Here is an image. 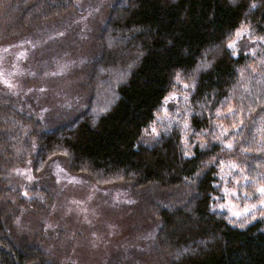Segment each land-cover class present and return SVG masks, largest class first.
Instances as JSON below:
<instances>
[{
	"label": "trees",
	"instance_id": "1",
	"mask_svg": "<svg viewBox=\"0 0 264 264\" xmlns=\"http://www.w3.org/2000/svg\"><path fill=\"white\" fill-rule=\"evenodd\" d=\"M84 1L0 0V41L24 44L9 61L11 84L0 77V264H82L48 221L55 196L45 170L60 149L73 173L99 174L136 192L140 220L156 227L123 249L134 256L109 264H264V221L235 226L213 210L220 184L213 160L222 158L224 144L247 150L245 165L264 175V0H113L86 42L77 40L88 28L81 20L97 14ZM78 12L81 19L72 20ZM245 25L252 51L237 53L229 45ZM31 33L33 43L23 41ZM105 34L125 48L108 51ZM58 51L86 55L87 70L76 71L83 80L59 91L72 103L96 65L127 64V80L96 121L82 112L60 123L43 106L45 87L31 76L56 64ZM210 52L196 76L189 120L196 140L187 153L180 131L156 138L148 131L176 74L197 70ZM29 160L37 179L21 185L16 169ZM135 221L134 228L144 226Z\"/></svg>",
	"mask_w": 264,
	"mask_h": 264
},
{
	"label": "rangeland",
	"instance_id": "2",
	"mask_svg": "<svg viewBox=\"0 0 264 264\" xmlns=\"http://www.w3.org/2000/svg\"><path fill=\"white\" fill-rule=\"evenodd\" d=\"M12 1L4 0V3ZM91 1L93 6L90 7L94 10L96 7L97 17L92 16L81 20L84 25H88V28H85V33L83 32L84 37L77 38L79 33H82L81 29L72 32L73 36L76 34L78 41L86 42L92 24L97 20L104 21V18H107L106 8L113 0ZM88 3L83 2L84 6H87ZM77 15L79 12L72 20L81 19L83 14ZM67 24H71L70 18L66 19L65 25ZM45 26L54 25L46 24ZM248 29L249 26L245 25L232 36L230 45H233L232 49L235 52L238 53L246 49L252 51L251 42L247 39ZM33 36L31 33L28 35L30 41L24 38L23 41L33 43ZM105 36H107L104 41L108 51L125 48V43H120L118 39L114 38L115 36L113 38H108L109 36L106 34ZM19 42H21L19 38L0 41V77H5L3 83L6 86L11 84L10 79L13 78L10 69L13 64L9 62L10 59L22 55L20 51L24 44L21 45ZM91 44H93L92 40ZM210 53L207 54L205 60L199 63L197 70L191 73L176 74L171 91L148 131L150 136L155 138L173 130L180 131L187 153H190L196 140L195 138L192 140L189 123L192 115V94L196 76L206 69L207 62L213 52ZM58 55L59 60L56 61V64L52 62L45 69L43 68L45 73L39 72L42 70L41 68L31 76L45 87L41 89V96L45 100L43 106H49L57 112L54 115L60 123L69 121L79 113L83 115L82 112H87L90 120L96 121L109 110L116 99L118 87L127 80L130 74L127 64L120 63L107 67L104 63L102 66L96 65L92 69L94 71V75L91 76L92 80L85 82L87 83V86H84L85 94L78 91L73 92L76 103H72L66 94L59 91L61 89L64 91V86L74 88V82L78 85V82L83 80L82 74L77 75L76 71L81 67V70L84 68L87 70L86 61H83L86 55L84 54V58H82L72 51L66 56H62V53L58 51ZM85 87L89 92H86ZM87 94L90 99H87ZM237 146L234 143H229L226 146L224 144L222 158L217 157L213 160L218 167L220 178L213 210L217 214H223L235 226H247L259 220L264 221V191H261L264 189V175L260 174V177H257V174H253L252 170L250 172V168L243 161V153H247V150L241 152L240 147ZM249 151H251L250 154H253V150ZM49 159L52 161L45 170V176L48 177L53 187L55 202L52 203L48 221L52 226L60 228L59 231H56L57 236L61 237L64 234L60 245L65 242L66 245L69 244L70 249L76 247L73 255L79 257L82 264L85 262L94 264L100 261L109 264L110 260L121 256L125 260L134 256L131 255L133 250L125 252L124 250L128 249L129 245L142 242L146 235L152 236L156 229L152 225L153 222L140 220L141 215L137 210L139 195L120 181L116 183L99 174L90 176L82 170L79 171V174L73 173L70 170L72 166L64 149L54 152ZM32 164L29 160L25 168L16 169V176L17 179L20 178L21 185L31 186L37 179L34 176ZM26 199L29 198L26 197ZM135 220L144 226L134 228L138 225Z\"/></svg>",
	"mask_w": 264,
	"mask_h": 264
},
{
	"label": "snow or ice",
	"instance_id": "3",
	"mask_svg": "<svg viewBox=\"0 0 264 264\" xmlns=\"http://www.w3.org/2000/svg\"><path fill=\"white\" fill-rule=\"evenodd\" d=\"M229 47H233V45H229ZM261 191H264V189H262Z\"/></svg>",
	"mask_w": 264,
	"mask_h": 264
}]
</instances>
